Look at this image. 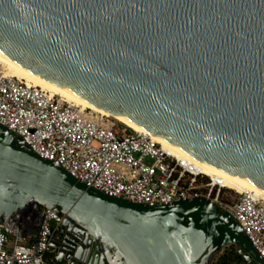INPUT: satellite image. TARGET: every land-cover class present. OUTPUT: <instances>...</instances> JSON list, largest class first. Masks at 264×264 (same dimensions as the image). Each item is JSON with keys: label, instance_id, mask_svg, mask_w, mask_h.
<instances>
[{"label": "water", "instance_id": "water-1", "mask_svg": "<svg viewBox=\"0 0 264 264\" xmlns=\"http://www.w3.org/2000/svg\"><path fill=\"white\" fill-rule=\"evenodd\" d=\"M0 59L264 191V0H0ZM30 199L55 264H264L217 203L110 196L0 124V223Z\"/></svg>", "mask_w": 264, "mask_h": 264}, {"label": "built area", "instance_id": "built-area-1", "mask_svg": "<svg viewBox=\"0 0 264 264\" xmlns=\"http://www.w3.org/2000/svg\"><path fill=\"white\" fill-rule=\"evenodd\" d=\"M0 124L41 158L56 161L74 179L110 196L149 206L192 198L217 203L240 224L264 263V199L235 192L219 176L205 175L148 134L72 106L1 68ZM224 188L237 198L219 201ZM61 218L55 207L34 202L12 213L0 223V264H55L50 239Z\"/></svg>", "mask_w": 264, "mask_h": 264}, {"label": "bare ground", "instance_id": "bare-ground-1", "mask_svg": "<svg viewBox=\"0 0 264 264\" xmlns=\"http://www.w3.org/2000/svg\"><path fill=\"white\" fill-rule=\"evenodd\" d=\"M0 66L3 67V70L5 71L4 74L7 76H11L16 79H20L27 83L29 86H35L43 89L44 91L48 92L50 95H55L60 97V99L64 102H67L71 104L72 106H76L79 109L83 110H91L93 112L99 113L103 116L111 117L115 121L119 122L120 124L126 126L127 128L136 131V132H144L148 134L156 143L160 144L163 148H165L170 154H172L175 157L178 158H184L187 160H190L193 162L195 166H197V169H199L201 172H203L205 175L209 176H219L222 181L223 185L228 186L234 190L239 189L240 192L245 193L249 192L254 197L262 198L264 199V191L256 187L255 185L251 184L244 178L238 177L233 174L226 173L224 171H221L219 169L213 168L212 166L203 163L201 161L196 160L191 155L183 152L176 146L170 144L169 142L165 141L162 138L156 137L153 134H151L149 131L137 126L136 124L130 122L129 120H126L125 118H121L120 116L111 115L93 105L87 104L83 101L77 100L75 98L69 97L65 94H62L58 92L56 89H54L52 86L41 80L40 78L0 59ZM241 188V189H240ZM34 199H30L25 203L24 207L29 206ZM23 207V208H24Z\"/></svg>", "mask_w": 264, "mask_h": 264}, {"label": "flooded vegetation", "instance_id": "flooded-vegetation-1", "mask_svg": "<svg viewBox=\"0 0 264 264\" xmlns=\"http://www.w3.org/2000/svg\"><path fill=\"white\" fill-rule=\"evenodd\" d=\"M55 243L59 246L61 244V238H55L54 239ZM225 256L222 257V253H219L216 258L214 259V262L213 264H247L245 262H242V261H238V262H235L233 261L232 263H230L228 261V258H232L233 256V253H230L229 251H226ZM51 256V253L49 252L48 254H46V257L49 258Z\"/></svg>", "mask_w": 264, "mask_h": 264}, {"label": "rangeland", "instance_id": "rangeland-1", "mask_svg": "<svg viewBox=\"0 0 264 264\" xmlns=\"http://www.w3.org/2000/svg\"><path fill=\"white\" fill-rule=\"evenodd\" d=\"M0 68L2 69V72L4 73L5 71L3 70V67L0 66ZM235 192H240V190L237 189V190H235ZM236 198H237V195L233 191L228 190L226 188L221 189L219 191V194H218V200L221 201L222 203H224V202L230 203L231 201L235 200Z\"/></svg>", "mask_w": 264, "mask_h": 264}]
</instances>
